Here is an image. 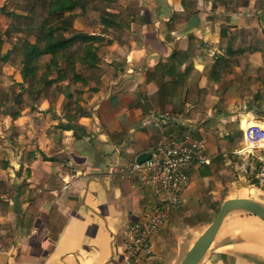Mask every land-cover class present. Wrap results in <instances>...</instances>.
Segmentation results:
<instances>
[{"label": "crops", "instance_id": "obj_1", "mask_svg": "<svg viewBox=\"0 0 264 264\" xmlns=\"http://www.w3.org/2000/svg\"><path fill=\"white\" fill-rule=\"evenodd\" d=\"M257 1L233 14L226 10L227 0H139L140 22L129 30L131 44L114 42L112 47L113 62L123 68L117 76L103 78L101 90L91 99L90 117L81 121L85 130L63 131L57 149L48 147V139H39L33 151L19 148V154L10 147L12 142L0 146L5 162L0 181L9 185L0 195V238L13 236L9 248H0V264H126L123 233L154 210L156 199L139 177L127 182L111 168L151 154L164 138L204 139L212 163L222 154L225 168L206 176L204 166L191 171L184 199L155 234L152 254L138 264H183L226 201L249 200L264 207L251 193L264 197V189L236 172L237 152L244 146L243 137L238 139L245 130L244 117L261 124L264 119L247 111L241 101L243 71L237 69L220 84L210 79L207 69L225 55L220 47L222 25L231 31L264 25V12L255 14ZM192 3L195 18L175 20L176 14L191 12ZM191 42L196 56L189 71L186 59L173 56L188 51ZM251 57L255 66L262 65L261 53ZM196 83L208 93L204 103L186 100ZM160 116L166 120L158 123ZM7 120L19 132L34 122L23 116ZM230 140H235L234 146L228 145ZM34 195H44L46 202L30 227L25 212ZM14 205L21 211L15 212ZM51 217L61 231L57 242L50 236ZM205 258L200 264H264V222L232 211Z\"/></svg>", "mask_w": 264, "mask_h": 264}, {"label": "trees", "instance_id": "obj_2", "mask_svg": "<svg viewBox=\"0 0 264 264\" xmlns=\"http://www.w3.org/2000/svg\"><path fill=\"white\" fill-rule=\"evenodd\" d=\"M251 1L227 0L226 10L238 14L241 10L249 8ZM183 4L187 5L186 2ZM189 7L192 8L191 12L185 15L176 14L175 20H193L197 15L196 5L192 3ZM255 9L264 12V0L257 1ZM1 13H6V29L8 30L4 33L0 31V35L11 37L14 34H23L36 40L35 43L26 41L22 49L15 51L12 55L0 53V64L20 68L23 84L32 83V86L28 88L22 86L21 92H17L15 87L6 83L5 76L0 71V117H11L13 120L20 118L29 108L35 110L36 105L44 99L54 108L55 98L62 92L59 86L52 89L57 83L68 80L83 81L88 84L91 95L97 94L103 86V78L117 76L123 66L116 62L111 64L106 62V57L111 52L102 37L93 35L99 27H103L102 35L112 38L110 44L117 42L120 46H129L131 44L129 30L133 24L140 22L139 0H10L7 7L0 9ZM77 23L82 25L81 29L76 28ZM221 29L220 47L225 50V55L218 57L207 68L210 79L220 84L228 77L235 75L238 68L247 71L252 52L264 54V32L260 33L256 29L231 31L232 28L227 25H222ZM194 50L196 51V48L191 42L188 51L178 50L173 57L178 61L180 57L186 59L191 71L194 68L193 61L196 56ZM45 60H48L46 69L56 70L57 79L41 81L37 78L39 65ZM61 63L66 67L60 68ZM79 65L84 66L82 72L77 71ZM256 81L264 85V68L259 69ZM39 84L43 85L41 89H37ZM207 95V91L199 89L196 83L189 87L186 100L192 104L199 103L201 100L204 103ZM65 99L63 111L68 123L62 124L59 128L75 133L84 131L79 121L89 118L90 113L79 104L72 108L71 94L65 95ZM260 107L261 105H258L257 109L259 110ZM28 114L32 115V112ZM245 119L250 122V117ZM242 137L240 134L238 139ZM234 142L235 140H230L228 145L234 146ZM44 159L48 160L45 156ZM51 161L57 162L54 158ZM224 168L225 159L221 154L214 163L204 166L202 173L206 176L207 172H220ZM7 186L0 183L3 194L9 189ZM14 194L12 192V196ZM45 202L44 195L32 197L25 212L30 227L38 218ZM5 206L9 208L8 204ZM49 230L51 238L57 242L61 231L54 227L52 217ZM12 241L13 236L10 233L1 237L0 248H9Z\"/></svg>", "mask_w": 264, "mask_h": 264}, {"label": "built area", "instance_id": "obj_3", "mask_svg": "<svg viewBox=\"0 0 264 264\" xmlns=\"http://www.w3.org/2000/svg\"><path fill=\"white\" fill-rule=\"evenodd\" d=\"M165 120V116H160L157 121ZM243 143V148L237 152L240 162L236 165V172L264 189V128L258 123L249 125L243 130ZM208 149L204 139L164 138L144 164L123 163L111 168L112 174L127 182L139 177L140 183L149 188L156 199L154 210L144 219L129 225L123 233L121 248L126 264H138L152 254L153 238L180 206L191 183V171L211 165Z\"/></svg>", "mask_w": 264, "mask_h": 264}, {"label": "rangeland", "instance_id": "obj_4", "mask_svg": "<svg viewBox=\"0 0 264 264\" xmlns=\"http://www.w3.org/2000/svg\"><path fill=\"white\" fill-rule=\"evenodd\" d=\"M10 3V0H0V9H3L7 7ZM13 11V10H11ZM256 12V13H255ZM255 14H259V10H255ZM254 15V14H253ZM6 13L0 14V31L2 33L6 32L8 29H6ZM76 28L81 29L82 25L77 23ZM264 25H256L255 29H263ZM102 29L103 27H99V29L96 31V33L93 35L95 37H102L105 41V44L108 46V50L111 52L106 57V62L111 64L114 60V54H113V44H110V41L112 38L108 35H102ZM260 33H263V30L259 31ZM29 41L31 43H35L36 40L31 37H27L23 34H14L11 37H7L6 35H0V53L1 55H12L15 51H20L22 49L23 44ZM255 52L251 53V56ZM250 56L249 62L250 66L247 69V71H243L242 68H238L241 71H243V76L246 79L245 83V89L243 90V94H241V101L243 102V105L249 110L254 116L264 119V85H262L260 82H257V76L258 71L261 68H264V54L262 53L261 56L263 57V63L260 67H257L252 63V57ZM262 59V58H261ZM111 62V63H110ZM48 63V60H45L42 64L39 65V69L37 72V78L39 80H55L57 79L58 75L56 70H47L46 64ZM60 68H65L66 66L63 65V63L60 64ZM84 69V66H78L77 71L82 72ZM0 71L5 76V81L8 85L13 86L16 88L17 92H21V89L28 88L32 86V83L23 84V77H22V70L20 68L13 67L9 64H0ZM48 72V74H47ZM242 73V72H241ZM47 74V75H46ZM46 75V78L43 77ZM242 75V74H241ZM23 86V87H22ZM56 86H59L62 89V92L59 93L55 98V107H51L50 103L47 100H42L41 103L37 104L35 107V110L32 108H29L25 111V113L22 114L23 117H31L34 122L27 125V128L24 130H20L17 126L12 125L9 123L10 117H0V146L5 145V142L13 144L14 147L10 146L11 148H15V152L18 154L20 153L21 147H30V151H33L32 147L35 146V143L38 142L39 139H48L50 142L48 144V147L50 149H57V144L62 141L63 136V130H61L59 127L62 124H67V120L65 118V112L63 111V106L65 103V95L71 94L73 99L70 101L72 108L75 107L76 104L81 105L84 109H86L89 113L91 112V99L93 98V95L89 93V86L87 83L81 81V82H75L74 80H68L61 83L55 84L52 89H54ZM43 85H38L37 89H41ZM242 93V92H241ZM258 105H261L260 111L257 109ZM45 107V108H43ZM33 110V111H32ZM32 112V115H29L28 113ZM262 114H260V113ZM21 116V117H22ZM247 117H244L243 119V129H246L249 125H254L255 123L258 125H261L263 128V124L259 122H255L254 119L250 118V122L245 119ZM82 119L79 121V124L81 125ZM82 126V125H81ZM84 127V126H82ZM59 139V142H58ZM21 141L23 142L21 144ZM22 145V146H20ZM20 148V149H19ZM2 156V154H1ZM28 156V155H27ZM4 159V158H3ZM3 159H0V170L1 167L5 165V162ZM3 184H6L4 182H1ZM7 185V184H6ZM9 187V185L7 186ZM6 190V189H5ZM8 191V190H7ZM5 191L4 193H6ZM0 195H4L3 192H1L0 189ZM184 198L182 197V200ZM10 202H8V205ZM15 212H20L17 209V205H14ZM207 213L203 211V217L204 214ZM231 213L228 215L227 218H230ZM188 222V221H187ZM190 222V219H189ZM163 230V229H162ZM258 246V245H257ZM2 249V248H1ZM206 258L204 259V261Z\"/></svg>", "mask_w": 264, "mask_h": 264}, {"label": "water", "instance_id": "obj_5", "mask_svg": "<svg viewBox=\"0 0 264 264\" xmlns=\"http://www.w3.org/2000/svg\"><path fill=\"white\" fill-rule=\"evenodd\" d=\"M150 159H151V154L144 153L137 158L136 163L144 164ZM234 210H239L254 215L255 217H258L260 220L264 222V207L261 206L260 204L255 203L253 201L242 200V199H233L226 201L222 205L214 223L202 236L200 241L191 251V253L186 258L183 264H200L202 262V260L205 258V256L211 249L215 239L217 238L223 223L227 219L228 215Z\"/></svg>", "mask_w": 264, "mask_h": 264}, {"label": "bare ground", "instance_id": "obj_6", "mask_svg": "<svg viewBox=\"0 0 264 264\" xmlns=\"http://www.w3.org/2000/svg\"><path fill=\"white\" fill-rule=\"evenodd\" d=\"M251 193L253 194V196H257L258 199H261L262 201H264V197L261 196V195L258 196L257 192H255V191L252 190Z\"/></svg>", "mask_w": 264, "mask_h": 264}]
</instances>
